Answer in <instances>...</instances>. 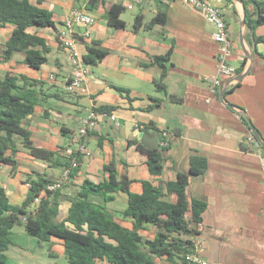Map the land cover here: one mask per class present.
I'll return each mask as SVG.
<instances>
[{
  "label": "crops",
  "instance_id": "1",
  "mask_svg": "<svg viewBox=\"0 0 264 264\" xmlns=\"http://www.w3.org/2000/svg\"><path fill=\"white\" fill-rule=\"evenodd\" d=\"M210 1L225 17L233 43L229 62L236 68L235 75L223 78L222 88L216 92L208 88L210 77L217 73L214 29L201 11L183 0H141L132 9L124 8L120 18L126 25L120 29L108 26L106 13L112 5L123 7L122 0H29L51 12L55 28L41 29L39 34L46 39L49 52L56 49L65 59L56 56L52 65L47 66V57L39 69L29 67L22 59V65L17 67L18 55L24 58V54L16 53L11 60L0 63V74L8 70L43 82L37 88L46 94L42 96L45 99L34 106L24 125L31 132L34 144L47 150L57 151L67 146L69 138L63 132H75L88 110L104 105L119 106L114 111L119 127H114L108 117H100L96 128L84 138L86 152L80 155L78 170L58 190V221L66 217L70 197L80 190L84 180L96 183L107 177L102 169L108 162H114L119 176L126 174L132 181L130 191L139 193L141 181L158 187L175 180L178 173L190 174L191 156H201L206 160V168L202 173L189 175L185 190L188 200L205 203L195 238L199 242L198 252L218 264H264V149L258 152L249 149L246 143L247 134L254 131L264 145V42L254 39L264 36V24L257 25L253 31L248 28L246 13L251 19L256 14L253 5L245 0ZM72 8L83 9L95 17L89 38L81 36L86 30L84 25L74 26L77 51L85 55L86 43L91 40L100 41L109 51L102 61L90 66L84 82L86 91L78 96L64 90L71 65L69 53L58 38L64 16ZM161 10L165 13L164 22L151 24ZM136 16L142 17L138 29L133 26ZM11 30V26L0 29V38L4 39ZM169 50L163 79L165 91L157 90L155 81L161 68L154 57L164 56ZM51 74L53 79L49 78ZM112 85L128 89L134 100L129 102ZM149 97L162 99V107L143 112L141 109L150 102ZM129 122L133 124L132 130L122 131L121 135V127ZM151 123L162 135L165 133L168 142L159 175H152L146 157L135 145H128V139L136 136L137 129ZM158 134L151 129L143 132L141 140L155 141L157 146ZM13 158L14 168L0 166V184L14 205L22 204L31 179L43 175L53 180L63 169L31 157L20 144ZM113 196L109 202L99 196H91V200L131 228L132 219L122 214L127 206V194L118 191ZM156 230L154 225L144 224L140 233L150 239ZM10 237L13 244L7 256L11 251L24 257L25 251L32 254L34 247L45 246V242L20 229H12ZM48 243L55 246L48 252L51 258L66 257L61 239L52 238Z\"/></svg>",
  "mask_w": 264,
  "mask_h": 264
},
{
  "label": "trees",
  "instance_id": "2",
  "mask_svg": "<svg viewBox=\"0 0 264 264\" xmlns=\"http://www.w3.org/2000/svg\"><path fill=\"white\" fill-rule=\"evenodd\" d=\"M245 3L252 4L256 14L255 19H251L246 13V25L253 31L257 25L264 24V0H245ZM123 10L124 7L118 5L108 8L106 21L109 27H125V22L120 18ZM164 20L165 13L161 10L150 22L158 24ZM141 25L142 17L136 16L134 28L138 29ZM8 26L12 30L4 39L0 38V63L11 60L16 53H23V62L34 69H39L47 62L46 54L50 47L39 31L55 28L50 11L31 4L29 0H0V29ZM254 39L256 42H264V36H254ZM170 52L171 50L164 56L154 57V62L161 68L160 77L155 81L157 90L165 91V62L169 61ZM108 53L100 41L91 40L86 43L83 60L87 65L94 66ZM41 83L43 82L13 71L7 70L0 74V166L15 167L13 156L18 150V144L31 157L48 161L54 166L65 168L70 163L69 157L64 154V146L57 151L36 146L31 139V132L24 125L34 106L45 99L42 96L46 94L37 88ZM112 87L129 102L134 100L128 89L116 85ZM170 98L175 99L171 95ZM149 100L141 109L143 112L150 113L162 107V99L149 97ZM118 107L104 105L93 109L110 115ZM151 129L159 133V142L165 139L152 123L143 125L140 130L148 133ZM69 133L63 132V135L68 137ZM128 145H135L137 151L146 157L152 175L162 172L163 152L167 147H161L158 143L154 148H147L136 136L128 139ZM78 160L80 163V156ZM205 168L206 160L203 157L191 156L190 174L202 173ZM77 170L78 167L71 174L74 175ZM102 170L107 177L96 183L84 180L80 190L70 197V207L61 221L57 220L59 189H46L47 184L53 181L51 178L37 175L31 179L29 192L20 205L9 202L5 188L0 184V264L7 261L6 252L13 244L10 234L15 226H21L39 242H50L52 238L61 239L67 264H188L186 254L194 249V240L205 209L203 201L188 200L186 197L190 174L178 173L175 180L164 182L158 187L149 181H141L142 190L135 193L129 189L132 181L126 174L118 175L114 162L104 164ZM118 191H123L128 196L127 206L122 214L132 219L131 228L124 226L103 205L91 200V196H99L109 202ZM36 197H39V202L32 209L31 205ZM144 224L156 227L153 238H145L140 233Z\"/></svg>",
  "mask_w": 264,
  "mask_h": 264
},
{
  "label": "built area",
  "instance_id": "3",
  "mask_svg": "<svg viewBox=\"0 0 264 264\" xmlns=\"http://www.w3.org/2000/svg\"><path fill=\"white\" fill-rule=\"evenodd\" d=\"M141 0H122L125 9H132L133 6ZM186 4L201 11L208 24L213 27L212 37L216 43V70L217 73L210 77L209 90L216 92L222 88L223 78L229 79L236 73V68L229 62L233 51V43L230 38L228 27L223 12L219 7L214 5L210 0H183ZM95 23V17L87 11L80 8H72L64 16L61 27L58 30V38L64 48L69 53V61L71 65V75L65 80L64 90L72 95L78 96L86 91L84 82L89 75L90 66L87 65L83 56L76 49L77 36L74 34V26L82 24L86 30L81 34L83 38L90 37V28ZM50 79H53L51 74ZM100 117H108L114 127H119V121L113 114L98 113L93 108L81 118L80 125L75 132L69 133V144L65 146L64 154H66L70 163L68 167L62 169L61 173L47 184L48 191H55L70 181L71 172L79 166V156L86 152L84 138L93 131ZM165 136V133L163 134ZM246 143L249 149L261 152L264 149L262 140L258 135L249 131L246 137ZM161 147H166L168 142L163 139L159 142ZM39 202L36 197L31 205L34 209ZM199 242L194 240V249L186 254L188 264H218L216 261L204 258L198 252Z\"/></svg>",
  "mask_w": 264,
  "mask_h": 264
},
{
  "label": "rangeland",
  "instance_id": "4",
  "mask_svg": "<svg viewBox=\"0 0 264 264\" xmlns=\"http://www.w3.org/2000/svg\"><path fill=\"white\" fill-rule=\"evenodd\" d=\"M58 56L59 58L61 59H65V55L61 54V53H58L56 51V49H53L51 52H49L47 54V57H48V62H47V66H51L52 65V60L54 57ZM18 63H17V67L21 66L22 65V59H23V55L22 54H19L18 55ZM23 68V67H22ZM76 131V130H75ZM21 230V231H24L23 228H21L20 226H15L13 228V231H16V230ZM50 244L48 242H45V246L44 248H39L38 246L37 247H34L33 248V253L34 254L32 256L31 253H29V251H25L24 252V257H20L18 254L13 255V253L10 251V253L8 252V259L6 261L5 264H52L53 263H56V264H67V260H66V257L63 256V255H59L58 257H55V258H51L49 255H48V252L49 250L51 249H54L55 246H49ZM29 258L31 260H29ZM17 259H20V260H17Z\"/></svg>",
  "mask_w": 264,
  "mask_h": 264
},
{
  "label": "water",
  "instance_id": "5",
  "mask_svg": "<svg viewBox=\"0 0 264 264\" xmlns=\"http://www.w3.org/2000/svg\"><path fill=\"white\" fill-rule=\"evenodd\" d=\"M241 40V43L242 42V38L240 39ZM132 126L133 124L131 122L129 123H125L124 126L121 127L120 131H121V135H123V132L122 131H125V130H128L129 132L132 130ZM136 137L141 140L143 138V131L140 130V129H137L136 130V133H135ZM141 142L147 147V148H154L155 147V141H151V140H148V141H145V143L143 142V140H141ZM263 144V143H262ZM264 146V145H263Z\"/></svg>",
  "mask_w": 264,
  "mask_h": 264
}]
</instances>
